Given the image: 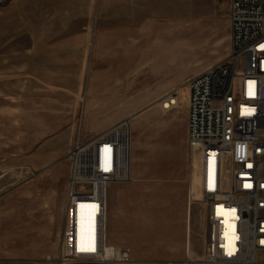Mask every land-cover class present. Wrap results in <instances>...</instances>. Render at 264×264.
Here are the masks:
<instances>
[{
	"label": "rangeland",
	"instance_id": "374dc122",
	"mask_svg": "<svg viewBox=\"0 0 264 264\" xmlns=\"http://www.w3.org/2000/svg\"><path fill=\"white\" fill-rule=\"evenodd\" d=\"M225 1L181 6L190 17L167 30L176 35L174 53L186 72L170 75L165 85L164 74L129 72L131 58L122 64L128 72L117 73L112 58L104 64L97 46L101 0H0V264H59L61 208L53 181L63 166L50 165L90 123L102 85H114L106 100L120 98L126 108L111 124H127L132 138L130 181L113 184L116 213L107 194V241L112 218L121 237L119 246L108 242V255L116 247L130 250L132 264L203 259L208 219L187 141L186 83L230 54ZM129 76L136 89L115 87L127 85ZM174 90L182 106L161 108L158 100ZM109 108L118 113L119 107ZM63 134L68 137L61 142ZM97 213L98 205L78 206L79 249L94 238Z\"/></svg>",
	"mask_w": 264,
	"mask_h": 264
},
{
	"label": "built area",
	"instance_id": "2783aa9c",
	"mask_svg": "<svg viewBox=\"0 0 264 264\" xmlns=\"http://www.w3.org/2000/svg\"><path fill=\"white\" fill-rule=\"evenodd\" d=\"M229 23V56L186 83L187 140L198 162L208 236L203 259L182 264H264V0H231ZM175 108L172 100L165 110ZM131 139L129 126L120 124L75 142L59 264L135 263L128 249L105 254L108 189L130 181ZM81 204L100 207L95 248L84 251L77 247Z\"/></svg>",
	"mask_w": 264,
	"mask_h": 264
},
{
	"label": "crops",
	"instance_id": "0c3cea01",
	"mask_svg": "<svg viewBox=\"0 0 264 264\" xmlns=\"http://www.w3.org/2000/svg\"><path fill=\"white\" fill-rule=\"evenodd\" d=\"M185 1L187 5H189L190 0H101V20L97 22L100 43L97 46L101 49L102 54L99 55L104 59V64L109 63L107 62L108 58H112L113 66H118L117 73L128 72L126 66H124L125 69H123L124 67L122 64L125 63L127 58H131L133 60L129 63V68L131 69H129V72L137 71L138 73L164 74L165 78L162 82H164L165 85H169V82L171 81L170 75L172 76L174 74L186 72L181 64V59H178L174 53L173 42L175 41L174 39L176 35L174 32L168 33L167 30L169 25H174L177 21L190 17L187 15L185 8L181 7L184 5ZM224 3H227L230 13L231 0H226ZM187 9H189V7ZM159 19H162V22H160ZM200 22L202 23L201 25L204 26L207 21L201 20ZM154 39L155 42H153ZM132 83V78L129 76V80L127 79V85H115V87L119 90L125 88L127 90H132L139 86L130 85ZM145 85L149 86L153 84L150 81H147ZM111 86L113 87L114 85L100 86L102 91L98 94L97 100L99 103L101 102V104H99V107L96 108V110H90L92 115V118L89 121L90 123L85 125L80 133L82 142L94 139L114 127L116 123H111L119 119L116 114L123 113V111L126 110L124 106H120L122 103L120 98H118L113 104H111V101L109 102L106 100L108 97V89ZM169 94L170 93L165 94L158 101H162V99ZM111 105L119 107L118 113L109 108ZM158 105L161 106L162 103L160 102ZM181 106L182 102L180 104V107ZM186 108L188 134V100ZM67 137L68 135L63 134L58 138L63 142ZM78 137L79 133L77 134L74 132L72 134V138L75 141ZM70 151L71 149L69 150L67 147H61L60 152L58 153L60 154L59 159L50 165V167L53 166L54 168L59 165L63 166L61 168L62 176L53 181V186H58L56 191L61 208V213L58 217L61 226V233L65 225V209L70 173L68 156ZM137 175L138 174L135 176ZM115 191L116 189L113 188V185L108 189L109 207L114 210V213H116V210L115 207L111 206V203L117 195ZM108 199L106 212H108ZM107 226L109 244L111 243L119 246L121 243V237L117 222L112 218ZM189 241L191 242V235Z\"/></svg>",
	"mask_w": 264,
	"mask_h": 264
},
{
	"label": "bare ground",
	"instance_id": "6f19581e",
	"mask_svg": "<svg viewBox=\"0 0 264 264\" xmlns=\"http://www.w3.org/2000/svg\"><path fill=\"white\" fill-rule=\"evenodd\" d=\"M176 91V90H175ZM177 93V95L175 94V95H173L172 93H170L167 97H165L162 101H161V103H162V108L163 109H165L166 107H168L169 106V104H170V101H172L173 100V102L176 104V108H178L179 106H180V104H181V99H180V92H179V95H178V91H176ZM81 205H87V206H91V205H97V204H81ZM80 206V205H79ZM99 212H100V207L98 206V213H97V216H96V225H95V236H94V238H90V237H88V239H87V241H86V245L82 248V249H79V247H78V245H77V247H78V249L80 250V251H84L87 247H89L88 245H91V243H93L94 241H95V239H96V233H97V217H98V214H99ZM91 240V241H90ZM78 241V240H77ZM109 246V244H106V246ZM92 249H94L95 248V246H94V243L90 246ZM109 248H111L112 250H113V247H109ZM108 249L105 247V254H106V256H112L113 255V253H114V250H113V253L111 254V255H108V251H107Z\"/></svg>",
	"mask_w": 264,
	"mask_h": 264
}]
</instances>
